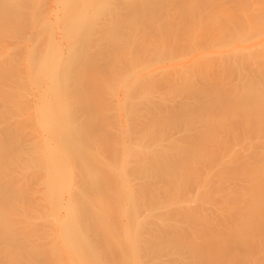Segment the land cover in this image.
Masks as SVG:
<instances>
[{
  "label": "rangeland",
  "instance_id": "rangeland-1",
  "mask_svg": "<svg viewBox=\"0 0 264 264\" xmlns=\"http://www.w3.org/2000/svg\"><path fill=\"white\" fill-rule=\"evenodd\" d=\"M26 1L24 0V2ZM123 1L124 0H115L114 6L110 8V10L104 11L102 16L97 20V23L98 22H105V23L111 22L115 28L118 26L119 28L122 27L121 30L123 31V35H129L131 32L129 28H133L134 25L132 24L135 23V27H134L135 33L140 34L139 32H142L144 30L143 29L144 27L146 31L149 32L148 33L149 35L151 34L153 37L155 36L158 37V38L156 37L155 38L160 40V44H157V42L159 41H153L154 39L153 37H151L153 39L147 38L148 35L146 34L145 36L144 34L146 31H143L144 33L141 34L142 36L140 35L141 37L138 35L139 38H137L136 41L134 39L135 44L128 41L129 43H132L133 45H135L134 46L135 50L136 48H138V42L140 38H142L140 39V41L143 44L144 42L145 43L148 42L147 39L150 42L152 41L154 42L152 43L153 45L150 42L148 43V45L149 44L151 45L148 46V49L145 48L147 49L146 50L147 53L145 51L143 52V50L138 51V54H136L137 56L136 58H132L130 54L129 56H125L123 52H120L122 56L124 55L125 58L127 57V60L124 61L125 59L122 60L120 59L121 57L118 56L120 55L118 50L114 48L115 50L113 51L117 52L116 54H117V58L119 57V61L122 64L124 62V65L121 64L122 68H124L125 71L129 69L127 71L128 73H126V77H129L136 71L141 74L140 77L142 76V73H143L144 76L142 77H144V79H147L148 76H151V74L154 77L158 76L159 79L160 77H163V79L164 78H174L175 79L174 83L172 84V80H171L168 84L166 83L163 84L160 87L161 89L157 93H154V95H152L153 96L152 100H155L156 102L160 104H163V103H169L170 105L174 104V106L177 108H182V107L176 103L178 101H183L184 109L182 108L181 111L184 112L185 118H183L184 121L182 119L177 121V123L169 131L164 130L162 133V141H161L159 139V136H160V129L164 122V118L156 116L155 113L153 112L148 113V114H143L141 111H139L136 115V120H132L130 118V115H128V112H127L128 111L127 101H125L124 100L125 97H123V96H128L127 91L124 92V90L117 87L116 89H112L113 91L110 90L108 92L105 86L103 88L101 87L96 88L97 86H94V85H86V86L81 85L82 87L79 86L80 89L76 88L77 90H79L77 91L79 93L77 92L75 93L72 92V93H74L75 99L77 98L78 100H80L78 101V103L73 102V104L74 103L79 104L80 102V105H79L80 107L76 105L78 109L76 107L75 109H77L78 111L77 113L79 114L78 117H80V119L84 121L83 130L87 131L86 132L87 135L91 133H93L94 135H99V134H102L104 131L105 132L107 131L106 134L108 135L107 137L111 138L110 146L112 147V150H113V148H115L114 143L117 140H119L120 137L124 138L123 137L124 134L129 132V130L128 131L126 130L128 129L127 127H130V131H131L133 129L132 126L133 125L135 126L134 123H136L139 126V129H141V131L137 133L140 136L139 137L140 141L137 142L136 145L140 146L143 150L148 151V153H157L159 148L161 147V144L163 143L164 144L163 147L168 151V153L165 155V158H171V159H178L182 155V152L180 150L178 151L173 148L174 147L173 146L174 137L189 136L192 134L195 135V131L200 132V138L195 146L196 148L190 152V157L187 160V162L189 163V166L187 167L182 166L180 167V169L177 168L172 171L170 170L167 171L159 167L149 168L148 166H146V167H140L139 169H136L135 171L133 169L132 173L130 174L133 177L131 180V183L134 189H136L138 186L141 185L142 180L144 181L145 178L143 177L145 174L153 172L154 177H155L152 183H150L151 182L150 180H147V182L150 183L149 184L150 193L145 194L144 199L142 200L141 204L137 208L138 213L140 215V223L144 225L145 231L148 230L146 233V242H147V245H148L147 247L149 248V250H147V252L143 254L146 255L150 253V255L143 256L144 259L142 258V261L143 260L145 261V258H148L146 259L148 261L144 262L143 264H264V115L259 114L256 107L254 106V103H252V100H253L252 96L256 92L258 91L264 92V69H262V72H259L256 68L257 65L251 59L248 58V55L255 53L254 51L257 49L254 47L253 50H250V51L247 50L249 45H254L255 42L258 41V38H263V37L255 36L259 27L262 26L263 24L262 22L258 21V24L254 27L255 19H253V16L256 15L259 7L261 6L264 7V1L263 0H198V2L196 1V4L191 8V10L194 13L192 11L191 12L195 14L193 17L195 16L196 18L202 17V21L200 23L195 24L196 26L195 33L193 35L192 33H183V34L180 33L181 31L180 28L185 27L188 24H182L181 23L182 20L179 21V18L182 19L185 17L181 18V16L179 15L180 12L177 11L176 9H173L172 6L170 7L163 6L164 9L160 8V10L158 9L159 7L157 8L158 10H156V9H151V7L149 6L148 9H146L147 7L145 8L147 12L146 11L139 12L140 10H138L137 7H135L136 9L133 8L134 6L132 8H129L124 4ZM126 1L134 3L137 0H126ZM180 1H182L185 4L187 3V0H180ZM24 2L23 4H25ZM27 2L28 4L21 6L22 8H21L20 13H18L17 11L18 14H22V19H23V21H21L23 24H21V22L19 21L21 24V26L20 24H18L19 27L18 25H16L17 14L15 16L14 14L15 12H13L14 10L11 7L10 8L12 10L9 8L10 12L12 11V13L10 12H9L10 14L8 13L9 16L8 18H6L7 21L5 23V27L2 26L7 32L2 27L0 28V30L4 31L5 35L9 36L8 38H10V36L15 37L17 34L21 35V33L25 32L26 30L27 31L30 29L33 30L32 24H31L32 20L30 23L31 17L29 18V15H32V13L30 12H33L32 10H34V8H35V11L38 10L37 9L38 7L32 8V10L29 12V15H28V11L31 9L30 4L33 2L35 4L37 3L39 4V2L43 3V0H37V1L29 0ZM5 6L6 5H4V8ZM10 6H12V3ZM13 6H16V5H13ZM152 7L154 8V6ZM7 8L8 7H6L5 9ZM19 8H14V9H19ZM5 12H6L5 14L3 13L4 17L7 16L6 15L7 11ZM186 15L187 17H189L188 13ZM205 16H207L208 19H210L211 21H216V22L212 23L211 21H206ZM42 17H44V15ZM45 17H46V14H45ZM19 18H21V15H19ZM34 19H36V17ZM228 19H230V21H227ZM126 22H132L131 24L132 26L128 28V25L123 24ZM0 25H1V22H0ZM216 26L223 27L224 29L227 27H230V30L228 31L226 35L220 36V37H212L211 35L207 37L206 39H204L203 37H205V35H201V34L200 36L198 35L199 33H202V32L204 33L209 32L211 31L212 27H216ZM25 27H27L28 29ZM126 27L128 29H126ZM34 30L36 31V27H34ZM173 31L175 32L173 33ZM132 32H134V30ZM25 33L31 34L30 31L25 32ZM25 33H22L23 37L22 36L21 37L16 36V37L19 38L21 41L26 42L29 37H31L32 35H35V34H31L29 37H27ZM171 34L175 36L170 37ZM120 35H122V33ZM7 36L6 37L3 36V37L7 38ZM24 36H26L27 39L24 38ZM135 36L137 35L135 34ZM14 37L10 39H14ZM200 38H203V39H200ZM7 39H4V41H2L1 43L2 45H0V47L4 45L3 43H5V40ZM125 40L127 41V39ZM11 42H13V44L15 43L16 45L15 40L14 41L12 40ZM17 42H19V47L21 44L22 46L26 44L24 42L20 44V41H17ZM27 42H30V41L28 40ZM104 42L105 41H95L94 45L99 44V43H104ZM10 43H8L6 47L11 46L12 48V45H9ZM105 43L109 45V47L111 46L115 47V44L113 46V42L111 40H106ZM22 46H21V49L23 50L24 48H22ZM235 46H238L241 49H236L234 48ZM15 47H18V45ZM126 47L128 48L129 45L127 44ZM1 48H4V47H1ZM8 48L6 49L7 53L9 51L11 52V50L10 49L8 50ZM3 50H5V48L0 49V57H2L1 54L5 52ZM24 51L22 52L25 53L26 51L25 52ZM122 51H125V49ZM132 51L131 53H133ZM14 52H17V51H14ZM22 52L18 50V53H19L17 54L18 56L14 57L18 61V62L17 61L15 62L19 64L24 63L23 59H21L23 58L21 57V55H23L21 54ZM106 53L107 51L105 48L101 49L99 53L96 49L93 52V54L95 55L100 54L103 56L102 63L106 65L105 67L107 68V71L112 75V77L116 78L117 70H115L114 72L112 71L114 65L112 61H110L111 59L108 58ZM114 53H112L113 56H114ZM228 53H236V54L229 55ZM10 54L5 55V56L9 57ZM13 56L14 55H12L11 58ZM3 57H4V54H3ZM9 58H8V61H9ZM20 59L22 60V62L20 61ZM130 60L132 61V66H134L133 64H136V66L133 67L132 69H131L132 66H130L131 62H129ZM5 61L7 60L5 59ZM133 61L134 62L136 61V62L134 63ZM10 64L11 63H9L8 66H10ZM24 64H22L21 67L18 68L21 71L24 70L23 71L24 73L22 74H25V69H21V68H24L23 67ZM118 64L120 66V63ZM204 64H208V65H204ZM151 65L153 67L155 65L156 69L152 68ZM103 67L102 69H104ZM11 68L13 69V67ZM11 68L8 67L6 69L9 71ZM12 69H11V72H13V70L16 71V69H13V70ZM146 73L149 74L147 78H146V75H147ZM7 75L10 76L9 74ZM23 78L21 77L19 81L22 82V80H24ZM141 78H139V81L141 80ZM251 79L253 81H250ZM7 80L8 81L11 80V77L9 78L7 77ZM14 80H17V79L15 78ZM19 81L17 80L18 83L17 82L16 83L19 84ZM12 83H13V80H12ZM135 83L137 84V81ZM15 85L16 84H13V87L10 86L8 88L10 90L6 91V93H9V91L10 92L12 91L11 87L12 89L15 87L14 92L9 93L8 97L7 95L5 96L7 100H9V98H12L10 100H13L15 99V96H16L17 100H20L18 103L21 104L22 102H21V99L19 98L24 96V94L19 97L18 95H20L22 92L21 93L19 92L18 94L17 93L18 89L16 90V87L18 86H15ZM133 86L134 85L132 86L130 85V88ZM23 87L21 85V88ZM126 87L124 88L126 90H129V85H126ZM27 88L28 90L25 88V92L29 93L28 84H27ZM69 89L70 91L73 90L71 89V87ZM118 89L119 91L122 90L123 93L121 91L119 92ZM226 89H228L229 91L225 92ZM214 90L216 91L214 92ZM21 91H24V88ZM149 92L146 93L147 97L150 96ZM232 92H233V95H232ZM125 93L126 95H124ZM143 93L140 94L139 89L137 88L136 92H134L133 95L139 97ZM216 93L219 94V97L220 96L223 97L224 94L229 93L226 97L230 98V100H224L221 105L227 108L223 116L219 114L212 115V112L215 111V108L212 111L207 112L205 115L200 116L199 118L190 114L191 111L198 109V108H202L203 106L206 109H208L210 105H208L207 103H210V101L214 99V97L216 96ZM3 94H1L2 98L4 97ZM30 94H31L29 95L30 98H33L32 93ZM69 94L71 93L69 92ZM76 94H78L77 95L78 97L76 96ZM30 98H29L30 102L28 101V98H26L29 103L30 108H28L29 107L27 105L28 103L22 104V105L18 104L19 107L22 106V109L26 108L25 109L26 113H22V111L24 110H21L20 112L15 113L14 115L15 117L17 116L15 118L16 120L18 119L19 113H20L19 114L20 116H23V118L21 117V119L24 122L23 125L25 127L28 125L26 123H30V124L31 122L34 123V121L29 119L28 117L29 113H27L29 109H31L30 103L32 99ZM70 98L72 99V97L69 95V99ZM1 101H0V104H1ZM4 101H6L5 98H4ZM7 102L6 104H3L2 102L3 105H0V129H1L0 132L3 136V139L7 141L9 139V141L11 140L10 142L12 141L15 142L14 140L15 135H16L15 138L22 140V137H25L26 134H27V137H29V139H27L26 137L25 139L26 142H30L31 140H33V137H35L36 139V136L30 133L32 131V130L30 131V129L33 123L31 124V126H27L29 132L26 129L27 133L25 132V135L22 132L23 130H21V133L18 132L20 130H16L20 125L18 124L19 123L18 120H17L18 125H15V127L16 126L18 127H16V129H13L14 122H16V120L10 123L11 119H10V116L7 115V112L13 111L14 108L11 106V102H9V104ZM15 103L16 101L14 102V105ZM119 103L125 106H120ZM204 103H206L205 105L207 106H205ZM23 105H25L26 107L25 106L23 107ZM120 107H123L121 116H120V112H121ZM139 108H140V105L136 109H139ZM14 110L17 111V109H14ZM129 111H130V108H129ZM92 112H93V115H90V116L93 117V120L92 119L89 120L88 113H92ZM245 112H250L249 119L247 121L241 120L240 125H239L240 127H238L236 132L232 134L229 128L234 127L233 125L235 124H237L238 126L239 121H237V119L240 116H244L243 113ZM23 114H25L28 117L29 121L26 120L27 117L25 119V115ZM126 114H127V117L125 116ZM6 116L8 117L6 118ZM12 117L13 116H11V118ZM21 125H22V122H21ZM34 126H36L35 123H34ZM237 126H235V128H237ZM109 127H112L109 129L111 130L112 134L110 132H109L110 134L108 133L107 129ZM142 131L144 132V136L142 135ZM21 135H24V136L21 137ZM25 140L23 139L24 142L22 141L19 142L20 143V145L18 144L19 147L18 146L15 147L13 142H12L13 144H11L9 141L8 142L11 144V146H14L18 152V151H21L20 147L22 146L25 147L24 145L27 146V144H29V143L26 144ZM34 141L35 140H33V142ZM157 141H160L161 144L157 143ZM17 142L18 140L16 141V144ZM21 143H23L22 146H21ZM6 144L8 143L6 142ZM10 144L8 145L9 147H10ZM107 144H109L108 139H107ZM121 146L122 145L119 143L117 147L118 151L121 150L119 153H123ZM8 149H11V148H8ZM27 149L23 151H29ZM109 149L106 150L105 148V153H106L105 156H108L107 158L110 159L112 157V153H111V148ZM15 151H12V152L15 153ZM12 152L10 154H12ZM29 153L31 152L29 151ZM11 158H13V156H11ZM8 160L10 161L13 159H8ZM192 162L195 163L194 168L190 166ZM16 165L8 164L5 161L1 164L0 174H1V170H10L12 172V174L10 173L11 175L10 174L8 175V177L11 176L10 179L6 178L7 181H6V184L4 183L5 186H0V189L5 190V195H6L5 199L0 198V207L3 210L9 208L7 199H8L9 194L13 190L14 185L16 186L18 184L17 188L19 185L20 186L22 185L23 188L25 186L23 185L24 184L23 180L21 181V184H19L20 181L18 182V180H21L20 178H17L18 180H16V177L18 176V169H16L17 167H15L16 170L13 169V167ZM29 168H27V170H29ZM27 170L26 172L23 170L24 176L29 177L31 175V178L33 176V178L35 179L36 177H39V176H36L38 172L35 175L34 173L30 175H26L25 173L28 174V172L31 171V169L29 171ZM21 171L22 169H20V173ZM23 171L21 173L22 176H23ZM32 172L34 171H31V173ZM21 178L23 179V177ZM27 179H25L24 177V180L26 183L30 180L29 179L28 181H26ZM110 181H111L112 186L113 185L115 187L117 186L116 188H113V190H114V193L116 194V199H118L119 194H121L122 192L123 184L118 179L116 180L111 179ZM15 182H18V183L14 184ZM32 182L27 183V185L31 184L34 186L35 182L34 184H32ZM235 182H239L240 184L235 186ZM198 183L202 184V186H197ZM0 185H3V182L2 184L0 183ZM37 185H38L37 186L38 188L36 187L34 188L38 189L39 193H41L40 191L42 189H40V186H39L41 184L39 183ZM33 186H31V188H33ZM22 187H21V191L20 190L18 191L17 188L15 189H17L16 191L20 193L22 192ZM29 188L30 186L29 187L27 186L26 188H24L25 191L23 192L26 193V190H29ZM31 191L32 190H30L29 192L31 193ZM227 191H230V192L223 197V195ZM29 192H27L26 194H28ZM19 193L17 194L19 195ZM25 193H23L22 196L20 195L22 199ZM30 193H29V196L31 197L32 193L31 194ZM36 193L34 194L37 195ZM38 196H32V197L37 200ZM25 199L26 197L24 198V200ZM23 201L22 203H24ZM37 201L40 203L39 200ZM36 202L34 201L35 204ZM32 203L33 202H31L30 204ZM119 206H120V203L118 204V201L113 203L114 211H116V212H113L115 214L113 218L114 219L117 218L116 224L120 220L119 214L116 215L118 211L117 209ZM29 209H27L28 212H29ZM27 213L25 214V217H24L25 219L23 218L24 215H21L22 223H24V227L26 228L32 226L33 224L29 222V226L26 225L28 223V220H30V219L28 220L26 219L27 217L29 218ZM18 216H16L17 218L15 216L11 217V220L13 219L12 220L13 222L15 220V223L18 222V224H21L20 223L21 221L20 222L16 221L20 219V217ZM126 218L122 220H124L125 222ZM235 218H238V220L234 222L233 219ZM35 220L37 222L38 218H34V221ZM39 220H42V219H40L39 217ZM8 221L9 220H7V222ZM31 221L34 222L33 219H31ZM42 221L44 223V218ZM42 221L37 222L36 225L34 224V229L36 231H32L33 227L32 229L30 227L31 230H29V228L28 229L25 228L26 229L25 230L23 227V224H21L23 228L22 230L24 231L22 232L25 235V236L23 235L25 239H22L23 237L22 238L20 237L21 240H25V242L21 241L22 242L21 245L24 246L23 249H28L29 245L31 247L35 246V248H37L38 246L37 237L39 239L43 237V236L41 237V233H42L41 229L38 228V224H39V227H41ZM189 225L194 226L196 228V230L194 231L195 233L194 236H189L187 234ZM35 226L37 228H35ZM49 226L50 224H48V227L46 224V228H44V229H47L45 230L46 232L48 231ZM116 226H117V229H116L117 230L116 233H117L119 231L120 226L119 225H116ZM27 230L31 231L32 233L33 232L36 233L34 238L30 237L32 236L31 235L32 233L30 232L31 234L30 233L28 234ZM183 231L185 232L184 233L185 236L187 235V237L188 236L190 238L192 237L191 238L192 243L189 246L184 244V240L186 237L183 236ZM20 233L21 231H19V234ZM11 234H14V229L12 230ZM231 234L233 236V240L236 241L235 243L229 242V240L232 241V238L230 236ZM26 235L27 236L29 235L28 239L30 242L33 241L32 242L33 245H31L29 241L26 242V237H27ZM117 235H118L117 236L118 238H122L120 235V231L117 233ZM182 236L185 238L183 239ZM35 238H36V242L34 241ZM44 238H42V240H39V244H40V241H45L44 242L46 243L45 245L49 246L48 244L49 242L47 241V238L46 237ZM23 242L27 245V247H25ZM34 242L37 245H35ZM196 245L197 246L199 245L201 248V250L199 251L200 254H197L193 250L192 246H196ZM37 249L39 250V248ZM140 251L142 252L143 250H140ZM150 258H151V261H150Z\"/></svg>",
  "mask_w": 264,
  "mask_h": 264
},
{
  "label": "bare ground",
  "instance_id": "bare-ground-1",
  "mask_svg": "<svg viewBox=\"0 0 264 264\" xmlns=\"http://www.w3.org/2000/svg\"><path fill=\"white\" fill-rule=\"evenodd\" d=\"M114 1L115 0H43V3L39 2V4L38 3L35 4L33 2L30 4L31 9L28 11V15H29V12L32 10V8L38 7L37 8L38 10L35 11V8H34V10H32L33 12H30L32 13V15H29V18L31 17L30 23L32 20V23H31L32 28L34 30V27H36V31L35 30L33 31L32 29H30L28 31L26 30L25 32L30 31L31 34H35V35H32L33 37L32 36L29 37L31 34L22 32V33H25L27 37H29L27 39V37L24 36V38H26L27 41L29 40L30 42L21 41L19 38L16 37V36L21 37L22 33L21 35L17 34L15 37L12 36L14 37V39H10L12 38L11 36L10 38H8L9 36L5 35L3 30H0L1 32L0 37L2 36L0 38L1 39L0 45H2L1 43L2 41H4V39L8 38L7 39L8 41L5 40V43H3L4 45L5 44L6 45L1 46L5 48V50L3 51L6 52V49L8 47H9L8 50L9 49L11 50V52L9 51L8 53L3 52L1 54L2 57H0L1 59L0 60L1 61L0 62L1 63L0 64V93L1 92H2L1 94L4 93L3 98H2V95L0 94L1 95L0 101L2 99L0 105L6 104L7 101L12 99V98H9V100H7L5 95H7L8 97L9 93L14 92L15 87L13 89L12 87H13V84H16L15 86H18L16 87V90L18 89L17 93L19 94V92L20 93L22 92L18 96L20 97L23 94L24 96H22L23 98L22 97L19 98L21 99V102H22L21 104L18 103L20 100H17L16 96H15V99L9 101L11 102V106L14 109H17L16 111L12 108L14 113L13 111L7 112V115L10 116L11 120H13L11 121L9 119L10 123L16 120L15 118L17 116L16 117L14 116L15 113H18L21 110H24L22 111V113H26L25 111L26 108L22 109V106L19 107V105L27 104L30 98L29 95H31L30 93H32L33 98H30L32 99L30 103L31 109H29L27 113H29L28 114L29 119L34 121L36 125L34 126V123L31 122V124L33 123V125L30 129V131L32 130L30 133L36 136V139L35 137H33V140H35L36 143L35 141L33 142V140L31 141L29 140L30 142H26L25 139L27 137V134L25 137H22V136L25 135L26 129L28 131L27 126H31V124L26 123L28 125L25 127L23 125L24 122L21 119V117L23 118V116H20L19 115L20 113L18 114L17 120L19 122L18 124L20 125L19 127L16 126L18 127L16 129L15 125H18L17 120H16V122H14L15 128L13 127V129L20 130L18 131L20 133H21V130H23L22 132L24 135H21L22 140L15 138L16 136L15 135L14 136L15 142L14 141L12 142L14 143L15 147H17L18 144L20 145L19 143L20 141L24 142L23 139L25 140L26 144L29 143L27 144V146L24 145L25 147H23L22 146L23 143H21V146H22L20 147L21 151H18V152L14 146H11V144H13L12 142H10L11 140L9 141L8 139V141L11 143L10 144L7 140L3 139V136L0 132V169H1V164L4 161L7 162L8 164H14V165H16L17 163V165L13 167L14 170L18 169L19 177L17 176L16 180H18L17 178H20L21 180H18V182L20 181L19 184H21V181L23 180L24 182L23 185H25L26 187L30 186L29 190H26V193L32 190L31 191L32 195L30 197L29 196L30 192L28 194L23 192L25 191L24 189L26 188L25 186L23 188L22 185L21 186L19 185L17 188L18 184L16 186L14 185V188L9 194L8 199H7L9 208L3 210L0 207V264H143L144 262L148 261L146 260L148 258H145V261L144 260L142 261L143 256L150 255L149 252H148L149 254L144 255L147 252V250H149V248L147 247L148 246L147 242H146V233L148 230L145 231L144 225L140 223V215L138 213L137 208L139 207L142 200L144 199L145 194L150 193L149 184L154 181L155 177H154L153 172L145 174L143 177L145 178L144 181L142 180L141 185L138 186L136 189H134L131 183V180L133 177L130 174L132 173L133 169L135 171L136 169H139L140 167H146V166H148L149 168L159 167L167 171L168 170L172 171L177 168L180 169V167L182 166L183 167L189 166V163L187 162V160L190 157V152L196 148L195 146L200 138V132L195 131V135L192 134L189 136L174 137L173 138V142H174L173 148L178 151L180 150L182 152V155L178 159H171V158H165V155L168 153V151L163 147L164 144L163 143L161 144L160 141H157V143L161 144V147L159 148L157 153H148V151H145L140 146L136 145V143L140 141V138H139L140 136L137 133L141 131V129H139V126L136 123H134L135 126L134 125L132 126L133 129L131 131H130V127H127L128 129L126 130L127 131L129 130V132H127L126 134L122 133L124 134L123 136L124 138H121V137L120 139L118 138L119 140H117L114 143L115 148H113V150H112V147L110 146L111 138L107 137L108 135L106 134L107 131L106 132L104 131L102 134H99V135H94L93 133L87 135L86 134L87 131L83 130L84 121L80 119V117H78L79 116V114H77L78 108L76 106L78 105V107H80L79 106L80 102L79 104H77L78 101L80 100H78L77 98L75 99L74 97V93L79 91L77 89L78 88L80 89V87H82L81 85L83 86L94 85V86H97L96 88L98 87L103 88L105 86L108 92L112 89H116L117 87L124 90V92L127 91L128 96H123V97H125L124 100L127 101V105H128L127 112H128V115H130V118L132 120H136V115L139 111H141L143 114H148V113L153 112L155 113L156 116L164 118V122L160 129V136H159V139L161 141H162V133L164 130L169 131L177 123V121H179L180 119L184 121L183 118H185L184 112L181 111L183 108V104H184L183 101H178L176 103L182 107V108H177L174 106V104H171V105L169 103L160 104L156 102L155 100H152L153 98L152 95H154V93H157L161 89L160 87L163 84L165 83L168 84L171 80L173 84L175 81L174 78H164L163 79V77H160L159 79L158 76H155L156 77L155 78L154 76H152V74L151 76H148L149 74L146 73L147 74L146 78L147 76L148 78L144 79V77H142L144 76V74L142 73V76H141L142 78H141L140 77L141 74L136 71L135 73L132 72L133 74L130 75L129 77H126V73H128L127 71L129 69L128 70L126 69L127 71H125L124 68H122V65H124V62L122 64L119 61V57H121L120 59L122 60L125 59L124 61L127 60V57L125 58V56H129V54L132 58H136L137 57L136 54H138V51L143 50V52L144 51L146 52V50L148 49V46L154 43L153 41H159L157 42V44H160V40L156 39L158 37L155 35L154 36L156 38L153 37L151 34L149 35L148 34L149 32H147L144 27H143L144 29L143 31H146L147 33L146 32L144 33L143 31L139 32L140 34L135 33V28H134L135 23L132 24V22L123 23L125 25H128V28L134 25L133 28H129V30H131V32L129 31L130 32L129 35H123V31L121 30L122 27L119 28L118 26L115 28L111 22H106V23L98 22L97 23V20L102 16L103 12L106 10H110V8L114 6ZM196 1L198 2V0H187L186 4L180 0H137L134 3L124 0L123 2L129 8H132L134 6L133 8L136 9L135 7H137V9L140 10L139 12H142V11L145 12L149 6L151 7V9H156V10L158 9L160 10V8L164 9L163 6L165 7L172 6L173 9H176L177 11L180 12L179 15L181 16V18L185 17L182 19L179 18V21L182 20L184 22L183 23L181 21L182 24H188L187 26L180 28L181 29V31L179 30L180 33L181 34L192 33L193 35L195 33V27H196L195 24L200 23L202 21V17L201 18H196V16L193 17L195 14H193L194 12L191 10V8L196 4ZM23 2L24 0H21V1L20 0H0V22H1L0 28L2 26L5 27V23L7 21L6 18H8L10 13H12V11L10 12L11 8L14 10L13 12H15L14 13L15 16L16 14L18 16V17L16 16L17 18L16 25L20 24V22L23 21L22 14H18L21 12V8H22L21 6L28 4V2L27 3L24 2L25 4H23ZM11 3H12V6L16 5L18 7L10 6ZM4 5H6L5 8L6 7L8 8L5 9ZM152 6H154V8ZM14 8H19V9H14ZM5 11H7V14H6L7 16L4 17L3 15L6 13ZM37 12H39L40 14ZM44 12L46 14V17H45ZM185 12L186 14L187 13L189 14L188 15L189 17H187ZM33 14L36 16H34ZM19 15H21V18H19ZM43 15L44 17H42ZM33 16L34 18L36 17V19H34ZM37 16L39 17L41 16V17L39 18ZM263 18H264V7L261 6L258 8L256 15L253 16V19H255L254 27L258 24V21L262 22L263 25L259 27L255 36L263 37V38H258V41L255 42L254 45H249L247 48L248 51L253 50L254 47L257 49L254 51L255 53L249 54L248 58L251 59L257 65L256 68L259 72H262V69H264V19ZM205 20L211 21L210 19H208L207 16H205ZM227 21H230V19H228ZM211 22L215 23L216 21H211ZM21 24L23 23L21 22ZM103 25H105L106 27ZM98 27H100L101 29ZM128 28L126 27V29ZM133 30L134 32H132ZM229 30H230V27H227L224 29L223 27L216 26V27H212L211 31L206 32V33L202 32V33H199L198 35L199 36L200 34L205 35V37H203L204 39H206L207 37L211 35L212 37H220V36L226 35ZM120 31L122 35H120L121 34ZM174 32L175 31H173V33ZM142 33H144L145 36L146 34L150 36V37L147 36V38L153 37L154 39L151 38L153 39L152 42H150L147 39L148 42L147 43L144 42L145 44L144 45L140 41V39L142 38H140L138 42V48L135 47L136 48L135 50L134 49L135 45H133L135 44L134 39L136 41V39L139 38V36ZM135 34L137 36H135ZM3 36L5 37L7 36V38H4ZM172 36L174 37L175 35L171 34L170 37ZM203 38H200V39H203ZM125 39H127V41ZM10 40L11 41L15 40L16 45L15 43L13 44V42H11ZM106 40H111L113 42V46L115 44V47H112V46H111L112 48L109 47V45L105 43ZM17 41H20V44L22 42L26 44L23 46L21 44L19 47V42ZM95 41H105V42L94 45ZM128 41L132 42L133 44L129 43ZM149 42L151 44L148 45ZM8 43H10L9 45H12L13 50L11 46L6 47ZM127 44L129 45L130 48L126 47ZM17 45L18 47H15ZM21 46L22 48L25 49L26 52L24 51V49L23 50L21 49ZM1 47L0 49H4ZM103 48L106 49L107 51L106 55L108 56V58L111 59L110 61H112L114 65L112 71L114 72L115 70H117L116 78L112 77V75L107 71V68L105 67L106 65L102 63L103 56L100 54L98 55L93 54L95 49L99 53L101 49ZM114 48L119 51V54L120 52H123L125 56L124 55L122 56L120 54L118 55L119 57L117 58V54H116L117 52L113 51L115 50ZM234 48L241 49L238 46H235ZM124 49L126 52L122 51ZM129 49L133 53H131ZM18 50H20V52L22 51L25 52V53L23 52L21 53L23 54L21 55V57H23L21 59H23V62L25 64L21 63L22 62L21 59H20L21 64L17 63L18 61L16 60V58H14L18 56L17 55L19 54ZM14 51H17V52H14ZM112 53H114V56ZM3 54H4V57H3ZM8 54H10L9 55L10 58L8 56H5ZM228 54L235 55L236 53H228ZM12 55L14 56L11 58ZM8 58H9V61H8ZM5 59L7 61H5ZM6 62L11 63L10 66L12 65L11 67H13V69H16V71L13 70L10 66H8L9 63L7 64ZM129 62H131L130 66H132V61L130 60ZM118 63H120V66ZM22 64H24L23 66L24 68H21V69H25V74H22L24 73L23 72L24 70L21 71L20 69H18L19 67H21ZM133 65L134 66H132L131 69L136 66V64H133ZM204 65H208V64H204ZM8 67L11 68L13 72L15 71L16 73L11 72V69L8 71L6 69ZM102 67L104 69H102ZM152 68H155V65L154 67L152 66ZM7 74H9L10 76H8ZM7 77L8 78L11 77V80L8 81ZM14 77L18 81L20 80L21 77L22 78L24 77L23 78L24 80L21 79L22 82L19 81V84H17L18 82L17 80H14L15 79ZM139 78H141L142 81L141 80L139 81ZM12 80H13V83H12ZM136 81H137V84L135 83ZM250 81H253V80L251 79ZM27 84L29 85V93L25 92V88L28 90ZM21 85L22 87L24 86L23 87L24 91H21L23 90V88H21ZM126 85H129V90H126L128 87V86L126 87ZM130 85L131 86L134 85L135 87L133 86L130 88ZM10 86H12L11 87L12 91L11 92L9 91V93H6L7 90H10L8 89ZM70 87L73 90L70 91L69 89ZM124 87H126V89ZM137 88L139 89L140 94L144 92L139 97L133 95L134 92H136ZM122 90L120 91L123 93ZM215 91L216 90H214V92ZM226 91H229V90L226 89L225 92ZM69 92L73 95L69 94ZM147 92L150 93V96L148 97L146 95ZM228 94H224L223 97L222 96L219 97V94L216 93V96L214 97L212 101H210V103L206 102L208 105H210L208 109H206L203 106L202 108H198V109L191 111L190 114L199 118L200 116L205 115L207 112H210L215 108V111L212 112V115L219 114L223 116L227 108L221 105L224 100H230V98L226 97ZM69 95L72 97V99L71 98L69 99ZM77 95L78 94H76V96ZM124 95H126V93ZM232 95H233V92H232ZM4 98L6 101H4ZM26 98H28V101ZM73 98L75 99V101ZM252 98H253L252 103H254V106L256 107L258 113L264 115V92L258 91L252 96ZM14 100L16 101L15 105H14V102H15ZM22 100H24L25 102ZM9 102L7 103L9 104ZM73 102H77V103L73 104ZM206 103H204V105ZM138 104L140 105V108L136 109L139 106ZM27 105L29 106V103ZM24 106L25 105H23V107ZM120 106H125V105L120 104ZM75 107L77 109H75ZM28 108H30V106ZM120 108H121L120 109L121 111L120 116H121L123 107H120ZM129 108H130V111H129ZM249 113L250 112H245L243 113L244 116H240L239 117L240 119L238 118L239 120L237 119V121H239L238 126L237 124H235L233 125L234 127L229 128L232 134H234L236 130L238 129V127H240L239 125H240L241 120L247 121L249 119ZM90 115H93V112L88 113V119L93 120V117ZM8 116H6V118ZM11 116L13 117L11 118ZM125 116L127 117V114ZM26 117L27 116L25 115V119ZM28 117L26 119L27 121H29ZM21 122H22V125H21ZM235 126H237V128H235ZM110 128L112 127H109L107 130H108V133L110 132L112 134L111 130H109ZM142 135L144 136L143 131H142ZM27 139H29V137H27ZM107 139H108L109 144H107ZM17 140L18 142L16 144ZM6 142L8 144H6ZM119 143L122 145L121 148H122L123 153H119L121 150L118 151L117 147ZM9 144H10V147L8 146ZM30 144L33 146H31ZM8 148H11L12 150ZM105 148L106 150L111 148L112 157L110 159L107 158L108 156H105L106 155ZM25 149L29 150L31 153H29V151H23ZM12 151H15V153H13ZM11 152L12 154H10ZM11 156H13V158H11ZM25 156L26 157L28 156V157L26 158ZM8 159H13V160L9 161ZM190 166L194 168L195 163L192 162ZM15 167L17 168L15 169ZM27 168H29V170L31 169V171H34V172L31 173V171L27 170ZM20 169H22V171L24 170L25 172L26 170L30 172V173L28 172V174L25 173L26 175H30L33 173L35 175L38 172L36 176H39V177H36L35 179L33 178V176L31 178V175L29 177L24 176V171H23V176H22L21 174L22 171L20 173ZM10 173L12 174L10 170H1L0 183L2 184L3 182V185H0V186H5L4 183L6 184L7 179L8 178L10 179L11 177V176L8 177ZM21 177H23V179ZM24 177L25 179L29 178L31 180L30 181L29 179H27L26 181L29 180L27 183L33 181L32 184H34L35 182L34 186L31 184L27 185V183L24 180ZM111 179H114V180L118 179L123 184L122 192L121 194H119L118 199H116V194L114 193V190H113V188H116L117 186L116 187L114 185L112 186L111 181H110ZM147 180H150L151 182L148 183ZM18 182H15L14 184ZM39 183L41 184L39 185L40 189H42L40 191L41 193H39L38 189L34 188V187L38 188L37 184ZM239 184H240L239 182H235V186ZM31 186H33L35 191L33 188H31ZM197 186H202V184L198 183ZM21 187H22V192L25 193L23 196V199L20 197V195L22 196L23 193L18 192L19 190L21 191ZM15 188H17L18 191H16L17 189ZM229 192L230 191L225 192L223 197L227 195ZM17 193H19V195ZM34 193H36L37 195H35ZM5 196H6L5 190L0 189V198L5 199ZM32 196H38V198L37 197L36 198L37 200L40 201V203ZM25 197L28 201L26 199L24 200ZM33 200L35 202L37 201L38 204L37 202L35 204ZM22 201L25 204L22 203ZM116 201H118V204L120 203V206L117 209L118 211L116 215L119 214V218L121 220V221L119 220V222L117 221L118 222L117 224H116L117 218L116 219L113 218V216L115 215L113 212H116L114 211L113 203ZM29 202L30 203L33 202L35 205L33 203L30 204ZM27 209H29V212ZM26 213L29 216L28 218L26 215L27 217L26 219L27 220L30 219V220H28V223L26 222L27 224L26 223L25 224L29 226V222H31V224L33 223L32 226H30L31 229L33 227L32 231H36L34 229V224L36 225L37 222H41L44 218V223L42 221L41 227H39V224H38V228H40L42 231V233L40 231L41 237L43 236L42 238L44 237L47 238V241L49 243L47 241L46 242L49 244V246L45 245L46 244L44 243L45 241H40V244H41L40 246L39 240H42V238L39 239L37 237L38 239L37 248H39V250L35 248V246L31 247L29 244L31 243V245H33L32 243L33 241L31 240L32 242H30L28 239L29 235L28 236L26 235L27 236L26 242L28 241L30 242L28 244L29 248L23 249L24 246L21 245L22 243L21 241L25 242V240H21V238L23 237L22 239H25L24 237L25 235L23 234L24 231L22 230L23 228L21 226V224H23V227H24V223H22L21 215H24L23 216L24 218ZM13 216L20 217L21 220L18 218L19 220H16V221H19V222L21 221L20 222L21 224H18V222L15 223V220L13 222L12 221L13 219L11 220V217ZM39 217L42 220H39ZM34 218H38L37 222L36 220L34 221ZM124 218H126L125 222L124 220H122ZM31 219H33L34 222H32ZM7 220L9 221L7 222ZM127 220L129 221L130 224L128 223ZM237 220L238 218L233 219L234 222ZM45 223L47 224V227H48V224H50L47 232L45 231L47 229H44L46 228ZM116 225L120 226L119 231H120V235L122 238L117 237L118 236L117 233L119 231L116 233L117 231ZM30 227H27V228L24 227V229L29 228V230H31ZM35 228L37 227L35 226ZM13 229H14V234H11ZM195 230L196 228L194 226L189 225L187 234L189 236H194ZM19 231H21L20 234H19ZM30 232L31 231H28V234ZM184 233L185 232L183 231V236H185ZM189 233L192 235H190ZM35 234L36 233L33 232L31 234L33 237L32 236L30 237L34 238ZM189 236L187 237L186 235L185 236L186 238L183 237V239L185 238L186 240V241L184 240V244L188 246L192 243L191 241L192 237L190 238ZM230 236L232 238V241L229 240V242L235 243L236 241L233 240L232 234ZM34 241L36 242V238ZM35 242L34 244L37 245ZM24 245L25 247H27L25 243ZM192 247H193L194 252H196L197 254H200L199 251L201 250V248L199 245L192 246ZM140 250H143V251L141 252ZM150 261H151V258H150Z\"/></svg>",
  "mask_w": 264,
  "mask_h": 264
}]
</instances>
